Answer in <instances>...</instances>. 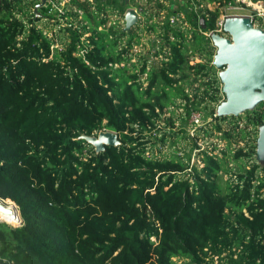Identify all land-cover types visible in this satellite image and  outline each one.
<instances>
[{
  "label": "trees",
  "instance_id": "trees-1",
  "mask_svg": "<svg viewBox=\"0 0 264 264\" xmlns=\"http://www.w3.org/2000/svg\"><path fill=\"white\" fill-rule=\"evenodd\" d=\"M38 3L0 0V197L17 204L23 218L21 227L0 220V264H175L177 257L191 264H264V164L255 156L264 102L229 130L221 121L231 116L216 115L223 88L210 64L213 46L199 26L213 28L218 10L202 14L205 27L194 9L182 21L168 12L163 29L151 25L160 43L146 48L137 65L135 29L108 27L88 0H71L70 40L60 48L38 24L46 16L31 9ZM105 5L122 13L129 7L126 0ZM186 20L191 37L181 24ZM153 50L170 54L150 64ZM194 54L205 61L192 64ZM179 99L186 122L204 104L203 116L212 118L201 127L207 136L215 129L221 139H245L249 126L256 128L253 142L235 153L251 163L226 187L219 174L228 173L226 151L219 157L201 150V168L182 155L150 151L167 141V132L155 141L151 132L162 129L161 115L182 106ZM172 117L166 119L174 127ZM103 128L116 131L122 145L97 153L77 139Z\"/></svg>",
  "mask_w": 264,
  "mask_h": 264
},
{
  "label": "rangeland",
  "instance_id": "rangeland-1",
  "mask_svg": "<svg viewBox=\"0 0 264 264\" xmlns=\"http://www.w3.org/2000/svg\"><path fill=\"white\" fill-rule=\"evenodd\" d=\"M91 4L90 10L95 12V15L97 14V19L101 18H107L106 25L109 27L110 25L118 26L119 28L124 27L125 25V12H120L119 9H115L113 6L105 5V0H88ZM156 2L152 3V2ZM134 0L133 3H129V6H134L135 8L142 7V12L140 13V17H142L138 24H136L133 29L137 33L142 34V41L139 44H142L146 47H149L152 44H158L160 43L159 38L156 37L157 34H155V30L151 28V25H155L157 27V30L163 29V23L165 21L167 13H174V17L182 21V17L186 16V12L189 11V7L187 4H185V0ZM100 3L101 6L104 5V8L101 12L97 8V4ZM103 3V4H102ZM162 4L163 6H159V4ZM51 5L50 9L47 12H44L41 7L38 8V12L36 13L37 17H41L43 14L46 16L40 19L38 24L41 27H44V30L49 34L53 35L56 38H58L59 47L63 48L65 45L63 42H68L70 40L69 32L66 30V28L70 25L68 24L67 20V12L69 11H75V6L71 3V0H47V4L45 6H42L44 8ZM36 5L31 7L32 10L35 11ZM128 8V7H127ZM126 11V10H125ZM183 25L184 23L181 22ZM186 24V23H185ZM73 26L79 27L80 22L75 21V24ZM186 29V28H185ZM90 34V33H88ZM86 34V35H88ZM189 34V32H188ZM187 34V35H188ZM85 35V36H86ZM128 36H121V40L123 42L127 41ZM155 37L157 40H154ZM189 37V35H188ZM85 39V37L83 36ZM120 45L121 47L124 45V43ZM197 43H201V45H205L204 39L201 38L200 33H198L197 36ZM86 43V41H85ZM188 44V43H187ZM207 45V43H206ZM186 49V48H185ZM157 60V56L152 58V61L155 62ZM220 69L215 66L214 70V78L216 81H218V86L220 88H223V83L220 79L219 75ZM199 82L195 84V86H198ZM201 91L205 88L204 85L200 86ZM191 91V90H190ZM200 91V93H201ZM192 92V91H191ZM221 92V101H223L226 98V95L223 91ZM193 94V93H192ZM178 103H182V106L177 107L176 105L171 107L170 110H175V112L167 113L166 115H161V118L158 120V123L161 125V130L158 131L157 129L153 130L151 132L150 139L151 141H155V135L160 136L164 132L168 133L167 141L165 143H161L160 141H157L153 144H151L150 151H153L154 153L157 151L158 157H173L174 155H182L184 159L190 160L191 164L197 165L199 168H201L204 165L203 162V154L201 150L208 149L210 151H213L214 153L218 154L219 157H223L225 155L223 151L227 152V155L225 156L224 163L227 166L228 173H224L225 171L220 170V180L223 187H226V182L232 181L236 179V173L241 169L240 167H245L249 165L252 160H249L248 158L241 157L237 158L235 157V153L238 151V149L242 147H246V144L249 142H253V139L256 137V128L252 125L249 126V131L247 133V136L245 139H241L240 137L235 136L229 138V139H221L222 132L219 130H213L212 136L205 135L203 129L201 127H210L211 124L209 121H211L212 118H209L210 116H203L205 114V109H203V105L199 108H196L193 110L192 116H190V119L186 122L185 118V107L184 101L181 102V100H178ZM217 111V109H216ZM202 114V116L200 115ZM248 112H244L240 114L239 116H231L229 119L221 121V124L224 129H230L234 124V122H238V120L241 121L242 125L245 124V121L247 119ZM172 115L174 120V127L171 126L168 123V120L166 117H169ZM196 116H200L203 118L201 121H204L202 126L194 125L191 120H195ZM183 118V119H182ZM185 118V121H184ZM241 125V127H242ZM206 130V129H204ZM258 134H259V127H258ZM197 137V138H196ZM258 137V135H257ZM196 138V140H195ZM252 139V141L250 140ZM199 145L201 148H198L197 145ZM89 149V148H87ZM86 149V150H87ZM212 149V150H211ZM245 149V148H244ZM256 156V155H255ZM190 158V159H189ZM257 160V158H256ZM263 165V163H262ZM263 173V172H262ZM19 214V211H18ZM11 223V222H9ZM14 225V223H11ZM20 225H15L17 227H21ZM153 240H155V237H153ZM175 264H191V262L184 257L181 258H174Z\"/></svg>",
  "mask_w": 264,
  "mask_h": 264
},
{
  "label": "water",
  "instance_id": "water-1",
  "mask_svg": "<svg viewBox=\"0 0 264 264\" xmlns=\"http://www.w3.org/2000/svg\"><path fill=\"white\" fill-rule=\"evenodd\" d=\"M130 0H126L129 4ZM47 0H40L35 7L45 6ZM142 7L129 6L125 11L123 30L130 32L140 21ZM200 23L205 27V19ZM230 37L214 34L212 41L216 46L214 65L220 69L219 75L223 83L226 98L217 106L218 116H239L254 110L264 102V28L254 26L247 17H228L224 26ZM77 139H85L97 153L105 151L107 146H120L119 134L111 129L103 128L94 134L83 133ZM256 158L264 164V122L259 126L256 143ZM0 201V210L3 209ZM20 211V210H19ZM21 214V212H20ZM2 221H6L0 218ZM9 223V221H6ZM23 223V218L19 223Z\"/></svg>",
  "mask_w": 264,
  "mask_h": 264
},
{
  "label": "built area",
  "instance_id": "built-area-1",
  "mask_svg": "<svg viewBox=\"0 0 264 264\" xmlns=\"http://www.w3.org/2000/svg\"><path fill=\"white\" fill-rule=\"evenodd\" d=\"M185 4L188 5L190 8L189 11L194 9L198 13L199 21L201 18H205L202 14L206 15L207 17H211L210 13L207 11L210 10H218V16L216 17L215 26L209 29H203L199 26V31L205 35L209 40L211 45L213 46V55L211 60V65H214V55L216 53V46L212 41V36L214 34H220L221 36L230 37V34L225 31L224 26L226 19L228 17H247L253 23L254 26L264 28V0H185ZM142 17H140L141 19ZM184 18V16L182 17ZM172 21L177 20V18H172ZM184 23V27L188 28L189 30V37L192 36V29L188 21L182 22ZM186 23V24H185ZM191 29V30H190ZM198 29V28H197ZM86 47V45H84ZM85 47H80L79 54L84 55L86 52ZM148 48V47H147ZM188 53L192 54L193 49L188 46ZM170 54L169 50H165L163 53H156V50L151 51L150 53V64L156 63L161 64L165 60H167L166 56ZM157 56V60L155 62L152 61V58ZM205 61V58L199 56L198 54H194L191 56V63H199ZM215 66V65H214ZM150 67V66H149ZM148 67V68H149ZM146 75V74H145ZM145 77V76H144ZM198 112V111H196ZM196 112H192L196 113ZM191 114V116H192ZM197 114V113H196ZM202 116V114H200ZM202 117H195V120H191L192 123L195 125H200L204 123ZM201 148V147H200ZM203 150V149H202ZM194 165V164H192ZM187 171L192 172V167H189ZM1 198V197H0ZM3 199V198H2Z\"/></svg>",
  "mask_w": 264,
  "mask_h": 264
},
{
  "label": "bare ground",
  "instance_id": "bare-ground-1",
  "mask_svg": "<svg viewBox=\"0 0 264 264\" xmlns=\"http://www.w3.org/2000/svg\"><path fill=\"white\" fill-rule=\"evenodd\" d=\"M0 201L3 204V209L0 210V218L11 223H19L21 220L19 218V207L17 204L13 203L12 201H8L5 199L0 198Z\"/></svg>",
  "mask_w": 264,
  "mask_h": 264
},
{
  "label": "crops",
  "instance_id": "crops-1",
  "mask_svg": "<svg viewBox=\"0 0 264 264\" xmlns=\"http://www.w3.org/2000/svg\"><path fill=\"white\" fill-rule=\"evenodd\" d=\"M133 1H134V0H130L129 3L132 4ZM163 1H164V0H163ZM163 1H162V2H163ZM152 3L157 4V1H156V2L154 1V2H152ZM132 7H134V6H132ZM139 35H140V37H141V39H142V38H143V37H142V34L140 33ZM141 39H140V41H141ZM143 40H144V39H142V41H143ZM146 48H147V47L144 46V45H142V44H139L138 46H135V48H134V50H133L134 52L132 51V52L134 53L133 61H135V62H134L135 64H137V65L139 64V57H140L141 54L144 53L143 51H146V52H147ZM138 50H139V51H138ZM140 51H141V53H138V52H140Z\"/></svg>",
  "mask_w": 264,
  "mask_h": 264
}]
</instances>
